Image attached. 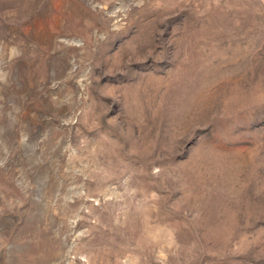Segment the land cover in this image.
Masks as SVG:
<instances>
[{
    "label": "rangeland",
    "instance_id": "rangeland-1",
    "mask_svg": "<svg viewBox=\"0 0 264 264\" xmlns=\"http://www.w3.org/2000/svg\"><path fill=\"white\" fill-rule=\"evenodd\" d=\"M0 264H264V0H0Z\"/></svg>",
    "mask_w": 264,
    "mask_h": 264
}]
</instances>
